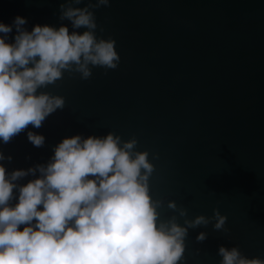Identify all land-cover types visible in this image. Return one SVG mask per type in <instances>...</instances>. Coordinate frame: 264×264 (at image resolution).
Returning a JSON list of instances; mask_svg holds the SVG:
<instances>
[{
    "label": "water",
    "instance_id": "water-1",
    "mask_svg": "<svg viewBox=\"0 0 264 264\" xmlns=\"http://www.w3.org/2000/svg\"><path fill=\"white\" fill-rule=\"evenodd\" d=\"M89 3L96 0H0V23L19 16L29 32L63 25L71 33L61 5ZM90 10L97 39L115 42L117 67L89 65L87 79L62 71L39 88L37 94L63 97L64 107L40 128L0 140V165L9 174L46 165L55 146L75 135L135 139L134 151L147 152L153 165L149 195L161 201L160 220L175 216L185 226V219L213 217L214 209L227 218L226 231L215 230L214 219L188 228L178 264H220L219 246L264 260V0H109ZM15 35L13 27L6 43ZM29 131L44 137L43 146L28 140ZM18 195L14 189L9 206ZM169 201L187 215L168 208ZM200 232L207 234L203 242L196 240Z\"/></svg>",
    "mask_w": 264,
    "mask_h": 264
},
{
    "label": "clouds",
    "instance_id": "clouds-1",
    "mask_svg": "<svg viewBox=\"0 0 264 264\" xmlns=\"http://www.w3.org/2000/svg\"><path fill=\"white\" fill-rule=\"evenodd\" d=\"M108 4H62L60 19L70 21L71 33L63 25H34L29 32L19 16L12 25L0 23V140L10 142L29 125L40 128L48 115L64 107L63 97L37 94L61 79L62 71L87 79L89 65L117 67L115 42L97 39L90 10ZM13 27L14 42L6 43ZM81 28L82 33L75 31ZM27 138L35 147L44 144V137L31 131ZM135 146V139L122 141L111 132L103 137L75 135L55 146L46 165L10 174L0 165V264H178L188 228L214 219L213 228L226 231L227 218L215 209L211 218L185 219V226L175 216L160 220L161 201L149 195L153 165L148 153L134 151ZM37 172L39 178L25 185L15 183ZM14 189L18 203L9 206ZM168 208L187 215L173 201ZM206 238L205 232L196 236L198 242ZM218 255L220 264H264L259 258H245L236 247L219 246Z\"/></svg>",
    "mask_w": 264,
    "mask_h": 264
}]
</instances>
